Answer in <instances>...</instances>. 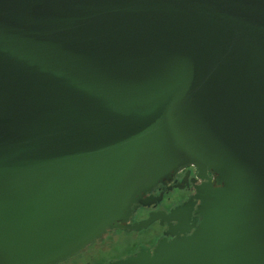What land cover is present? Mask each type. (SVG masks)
Segmentation results:
<instances>
[{"label": "water", "instance_id": "95a60500", "mask_svg": "<svg viewBox=\"0 0 264 264\" xmlns=\"http://www.w3.org/2000/svg\"><path fill=\"white\" fill-rule=\"evenodd\" d=\"M156 218L109 264H264V0H0V264Z\"/></svg>", "mask_w": 264, "mask_h": 264}, {"label": "flooded vegetation", "instance_id": "af4514ba", "mask_svg": "<svg viewBox=\"0 0 264 264\" xmlns=\"http://www.w3.org/2000/svg\"><path fill=\"white\" fill-rule=\"evenodd\" d=\"M188 169L191 170L188 176V184L184 181L182 188L177 185L168 192L166 189H158L153 192V197L161 195L159 204L155 207L138 206L137 209H134L135 212L130 219V225H133L135 221L148 219L153 212L164 211L169 215L171 209L187 201L192 194L191 180L196 178L195 173L199 174L195 165H188L178 172L179 183H182ZM208 175L211 176L209 170ZM168 229V222L163 221L161 224V218H156L147 227L139 230L130 228L126 230L125 227L108 228L100 238L93 240L85 248L67 259L54 264H109L137 254L142 245L153 251L164 237L171 240L177 235L171 232L164 233L168 232Z\"/></svg>", "mask_w": 264, "mask_h": 264}]
</instances>
